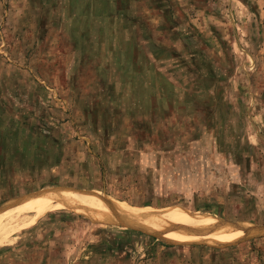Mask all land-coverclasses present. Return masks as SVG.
Listing matches in <instances>:
<instances>
[{
	"label": "rangeland",
	"instance_id": "obj_1",
	"mask_svg": "<svg viewBox=\"0 0 264 264\" xmlns=\"http://www.w3.org/2000/svg\"><path fill=\"white\" fill-rule=\"evenodd\" d=\"M0 211V264H264V0H0Z\"/></svg>",
	"mask_w": 264,
	"mask_h": 264
},
{
	"label": "bare ground",
	"instance_id": "obj_2",
	"mask_svg": "<svg viewBox=\"0 0 264 264\" xmlns=\"http://www.w3.org/2000/svg\"><path fill=\"white\" fill-rule=\"evenodd\" d=\"M79 193L80 192H74V191L52 190L46 194L47 198L42 201L43 203H23L18 205L15 208V210H18L19 212H24L26 214L34 215L35 217H40L47 210L52 209V207H62L63 205L72 207V206L80 205V203L86 204V202H91V200L88 197L87 198L83 197L85 195L82 194L83 195L82 196ZM7 210H10V208H8ZM117 215L129 227H132L134 229L140 230L144 233H148L154 236L167 238L169 240H184L186 242L194 241V242H204V243L205 242L226 243L228 241H232V239H235L236 237L241 236L244 230L240 228L237 229L236 226H234L236 229L229 232L228 230L226 232H217L215 230L211 232H205L199 230L194 225L179 223L177 221L165 218L166 216L162 217V216L148 215L142 213L134 214L122 210V208L121 210H117ZM18 226L20 225L8 224L6 226H1L0 240L7 237L14 230L19 228ZM262 231H264V229ZM236 241L237 240H235L234 242Z\"/></svg>",
	"mask_w": 264,
	"mask_h": 264
},
{
	"label": "crops",
	"instance_id": "obj_3",
	"mask_svg": "<svg viewBox=\"0 0 264 264\" xmlns=\"http://www.w3.org/2000/svg\"><path fill=\"white\" fill-rule=\"evenodd\" d=\"M262 229H264V227H263V228H261V230H262Z\"/></svg>",
	"mask_w": 264,
	"mask_h": 264
}]
</instances>
